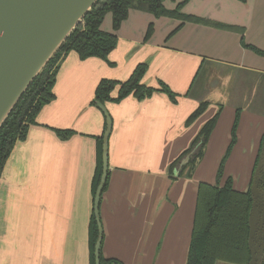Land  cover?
<instances>
[{"label": "crops", "instance_id": "0c3cea01", "mask_svg": "<svg viewBox=\"0 0 264 264\" xmlns=\"http://www.w3.org/2000/svg\"><path fill=\"white\" fill-rule=\"evenodd\" d=\"M180 1L164 4L174 9ZM182 12L203 20L130 9L107 56L113 65L74 51L62 57L55 98L15 142L0 175V264H89L91 182L106 128L95 89L101 79L126 80L139 63L147 66L141 82L158 90L103 104L112 123L99 203L103 255L122 264H185L198 186L215 183L237 110L220 184L231 177L234 189L248 188L264 134V0H188ZM102 29L112 31L111 13ZM214 117L191 176L171 177L170 164Z\"/></svg>", "mask_w": 264, "mask_h": 264}, {"label": "trees", "instance_id": "16d2710c", "mask_svg": "<svg viewBox=\"0 0 264 264\" xmlns=\"http://www.w3.org/2000/svg\"><path fill=\"white\" fill-rule=\"evenodd\" d=\"M164 1L98 0L93 5L82 22L70 33L41 72L30 83L0 127V175L15 142L25 139L28 127L35 123L38 112L55 98L53 87L56 82L59 62L66 53L74 51L80 59L98 57L113 65L112 62L108 61L107 56L117 44L115 31L119 28L121 22L126 19L130 9L149 12L155 17H176L183 22H201L203 20L182 12V7L188 0H181L174 9L167 8ZM107 13H111L112 16V31L102 29V23ZM152 32L153 26L150 24L145 39H148ZM146 69L145 63H139L124 81L101 79L96 86L93 103L119 102L128 95H133L138 99L150 96L158 88L146 86L141 82ZM159 85V90L164 91L172 101L176 100L175 94L166 84L160 82ZM113 90H116L114 96L112 95ZM204 109L205 103H201L187 119V124L193 121ZM238 115L239 111L237 110L231 141L226 153L220 160L215 183L202 182L198 186L193 228L185 264H215L217 261L248 264L250 260L248 218L252 203L250 191L252 176L248 188L244 191L234 189L231 177H227L224 183L220 184L226 158L235 143ZM215 121L216 117L207 121L192 140L189 148L170 164L168 172L171 177L191 176L196 164L203 156L204 148ZM57 132L64 137L72 133L70 130H57ZM102 138L103 135L97 137V159L91 182L92 211L88 225L89 264H96L94 245L98 237V226L93 206L96 188L102 173ZM263 142L264 134L261 138L260 148ZM185 157H188V159L182 164L181 162ZM258 162L259 157L255 160L253 173ZM175 168L178 170L177 175L174 174ZM108 180L109 171L107 172L100 202L102 194L107 188ZM102 242L103 240H101L99 248V264H122L115 258H107L103 255ZM260 264H264V255L261 256Z\"/></svg>", "mask_w": 264, "mask_h": 264}, {"label": "water", "instance_id": "95a60500", "mask_svg": "<svg viewBox=\"0 0 264 264\" xmlns=\"http://www.w3.org/2000/svg\"><path fill=\"white\" fill-rule=\"evenodd\" d=\"M98 0H0V127L30 83L41 72L62 43L82 22ZM106 118L102 138V173L94 196L98 237L94 245L99 264L102 226L100 197L108 172V138L112 123L104 105L96 102ZM187 158L182 160V164ZM264 176V142L250 191L248 264H260L264 255V190L258 181Z\"/></svg>", "mask_w": 264, "mask_h": 264}, {"label": "flooded vegetation", "instance_id": "af4514ba", "mask_svg": "<svg viewBox=\"0 0 264 264\" xmlns=\"http://www.w3.org/2000/svg\"><path fill=\"white\" fill-rule=\"evenodd\" d=\"M261 153V152H260ZM185 158H187L188 159V157H185ZM259 158H260V156H259ZM257 168V167H256ZM253 176V175H252ZM251 186V185H250ZM258 187H259V189L262 191V190H264V176H262V178L258 181Z\"/></svg>", "mask_w": 264, "mask_h": 264}]
</instances>
